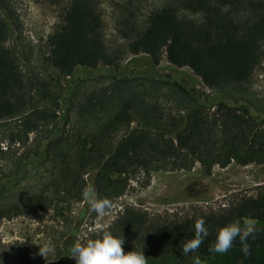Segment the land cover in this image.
Wrapping results in <instances>:
<instances>
[{"label":"trees","instance_id":"1","mask_svg":"<svg viewBox=\"0 0 264 264\" xmlns=\"http://www.w3.org/2000/svg\"><path fill=\"white\" fill-rule=\"evenodd\" d=\"M47 1L67 4L61 24L47 38L48 53L43 57L47 71L26 77L15 52L5 45L18 27L17 17L9 0H0V120H13V142H26L33 132L36 137L32 153L22 155L16 164L23 176H0V220L44 209L63 197L82 200L84 175L92 177L101 198L111 199L123 194L129 177L139 171L189 172L199 164L210 175L214 166L231 162L264 163V99L253 95L235 99L229 93L232 87L250 90L254 71L264 61V0H171L174 3L151 11L142 24L124 19L120 30L128 40V52L145 54L153 66L164 56L172 66L188 67L216 95L202 97L174 78L152 73L115 76L116 95L123 99L113 113L104 119L95 115L104 99L86 97L78 107L86 123L71 128L75 107L70 96L77 79L68 96L60 80L80 68H117L121 52L105 44L101 0ZM59 99L66 100L60 114L64 108ZM169 103L178 109L173 111L166 106ZM30 162L44 171L33 179L37 183L30 195L19 201L15 196L26 182L25 165ZM198 218L205 220L209 236L196 252L182 255L183 244L194 238ZM243 219L260 224L254 239L249 237L250 254L245 255L238 239L233 243L237 255L231 264H255L257 252L264 249V187L218 209L181 215L153 214L126 205L106 229L123 237L125 252L143 251L146 258H183L194 253L212 255L208 248L216 229ZM90 238H96V232ZM30 262L23 243L0 242V264Z\"/></svg>","mask_w":264,"mask_h":264},{"label":"rangeland","instance_id":"2","mask_svg":"<svg viewBox=\"0 0 264 264\" xmlns=\"http://www.w3.org/2000/svg\"><path fill=\"white\" fill-rule=\"evenodd\" d=\"M174 3L171 0H101L100 11L103 23L104 41L111 51L121 52L117 68L100 66L98 69L80 68L74 74L60 80V88L66 96L70 85H77L70 96L74 101L71 110L72 125L79 127L86 123V115L79 114L78 107L86 97L103 98V108L99 114L106 118L113 113L117 104L123 99L118 97L115 76L155 74L174 78L187 85L194 93L202 97H213L214 91L205 86L200 78L188 67L172 66L164 56L153 66L143 53L132 54L127 50L128 40L122 37L121 28L124 19L144 23L151 11L164 5ZM9 4L17 17L12 34L5 42L16 54L25 76L32 72L47 71L43 57L48 53L47 38L61 24V13L67 2L51 4L47 0H9ZM229 93L235 99H249L251 95L264 99V61L254 71L251 89L248 91L232 87ZM96 101V100H95ZM255 101V100H254ZM66 100L59 99L64 109ZM173 111L178 109L174 103L166 105ZM212 111V108L210 109ZM257 115L255 107L251 109ZM15 121V120H14ZM63 121L60 122V125ZM137 121L131 123L134 127ZM95 128V125L93 124ZM13 120H0V176L15 173L22 177L23 172L16 165L19 158L30 152L34 146L35 132L29 133L26 142L12 141L11 133H15ZM79 130V129H78ZM38 134V133H37ZM32 153V151H31ZM34 163L25 165L28 173L26 182L22 183L15 196L19 201L30 195L37 181L34 178L44 171V168ZM34 166V167H33ZM37 170V171H35ZM86 186H94L92 177H87ZM264 187V163L247 165L231 162L225 167L214 166L210 175H205L199 164L189 171L152 170L149 173L139 171L131 175L123 194L109 199L113 207L100 218L82 200L63 197L53 200L44 209L29 210L28 213L3 218L0 220V242L18 241L23 243L30 252V264H66L71 245L76 241H86L87 237L96 232L98 225L109 226L126 205H132L149 213L186 214L199 209H218L222 205L235 200L241 195L254 194ZM96 189V188H95ZM14 198V199H16ZM102 198H107L103 197ZM249 220L238 221L241 225ZM50 242L55 252L46 257L39 255V246ZM237 248L232 246L227 253L203 256L194 253L183 258L173 255L147 257V264H195L199 258L201 264H231L236 262ZM255 264H264V249L257 252Z\"/></svg>","mask_w":264,"mask_h":264},{"label":"clouds","instance_id":"3","mask_svg":"<svg viewBox=\"0 0 264 264\" xmlns=\"http://www.w3.org/2000/svg\"><path fill=\"white\" fill-rule=\"evenodd\" d=\"M82 198L90 211L95 212L100 218H103L113 207L112 202L108 198H101L95 187L91 185L82 190ZM255 232L254 221L249 220L244 225L239 222L228 223L216 229L215 240L208 251L213 254L227 253L238 239L245 255H248L251 252L249 237L254 239ZM208 236L209 230L205 226V220L198 218L194 223V238L183 244L180 249L182 255L196 252ZM123 244V237H116L103 225H98L96 238L74 242L68 257L73 259L75 264H147L143 251L125 252L122 248ZM54 252L55 249L50 242L39 246V255L42 257ZM195 264H201L199 258H196Z\"/></svg>","mask_w":264,"mask_h":264}]
</instances>
